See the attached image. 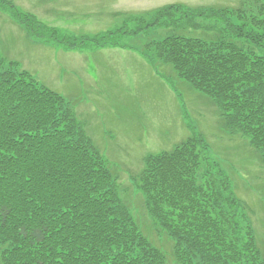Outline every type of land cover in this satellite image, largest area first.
Returning a JSON list of instances; mask_svg holds the SVG:
<instances>
[{
    "label": "trees",
    "instance_id": "obj_1",
    "mask_svg": "<svg viewBox=\"0 0 264 264\" xmlns=\"http://www.w3.org/2000/svg\"><path fill=\"white\" fill-rule=\"evenodd\" d=\"M259 2L250 3L257 9L252 18L243 15L244 6L192 11L187 28L201 36L174 34L157 44V59L145 56L152 65L171 64L206 95L221 129L247 140L264 174ZM27 19L22 24L30 28L35 19ZM137 21V30L126 26L123 34L139 31L142 14ZM211 28L217 32L208 36ZM5 63L0 60V264H264L229 175L211 160L200 132L147 155L132 177L153 224L172 242L168 255L147 239L120 198L118 178L62 96L15 61Z\"/></svg>",
    "mask_w": 264,
    "mask_h": 264
},
{
    "label": "rangeland",
    "instance_id": "obj_2",
    "mask_svg": "<svg viewBox=\"0 0 264 264\" xmlns=\"http://www.w3.org/2000/svg\"><path fill=\"white\" fill-rule=\"evenodd\" d=\"M253 2L0 0V60L15 61L17 69L62 96L118 178L120 198L139 227L168 255L172 242L153 224L132 177L141 171L144 157L171 149L191 130L205 137L211 160L223 163L264 252V174L255 153L246 139L221 129L210 99L179 78L171 64L152 65L145 56L157 59V44L174 34L201 36L202 30L187 28L188 13L244 6L243 15H248L257 12L250 6ZM159 9L163 11L154 18ZM141 14V29L123 34L126 26L138 29ZM28 17L35 19L30 28L22 24L30 22ZM257 18L262 19L261 14ZM199 19L202 25L216 23ZM212 29L208 36L216 34ZM65 42L81 47L68 49Z\"/></svg>",
    "mask_w": 264,
    "mask_h": 264
}]
</instances>
